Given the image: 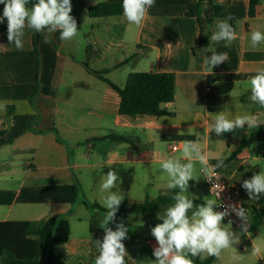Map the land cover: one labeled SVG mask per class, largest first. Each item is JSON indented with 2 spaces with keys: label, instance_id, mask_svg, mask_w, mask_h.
Segmentation results:
<instances>
[{
  "label": "crops",
  "instance_id": "crops-1",
  "mask_svg": "<svg viewBox=\"0 0 264 264\" xmlns=\"http://www.w3.org/2000/svg\"><path fill=\"white\" fill-rule=\"evenodd\" d=\"M198 2L155 0L138 27L124 17L123 0H72L78 37L62 41L57 31L50 34L51 43H44L47 33H39L36 52L33 30L25 29L22 51L9 44L7 28L0 32V104L6 107L0 110V221L53 216L68 220L67 241L53 246L61 253L59 264H95L96 240H102L105 233L99 228L104 215L94 204L100 206L98 202L107 195L100 186L109 170L120 176L119 187L111 191H119L122 202L128 204L172 195L173 190L166 187L169 177L161 169L171 144L179 147L173 159L187 163L183 142H198L208 160L214 164L223 160L220 168L240 186L264 171V129L234 153L257 128L246 125L217 136L209 127L220 112L228 119L264 114V108L249 99L251 77L264 69V44L255 50L251 47V33L264 32V0H258L252 15L249 0H211L210 37L205 47L199 46ZM98 3H119L122 12L90 17L88 9ZM3 7L0 4V15ZM229 16L237 39L225 47L211 37L217 23ZM76 44L88 50L94 49L91 45L101 46L96 60L109 61L108 67L84 65L75 57ZM213 53H227L228 59L210 73L205 62ZM138 71L173 75V101L162 104L172 115L120 114L119 94L94 73L103 72L121 88L127 75ZM207 86L213 89L206 91ZM81 141L88 144L83 153L79 152ZM194 163L205 187L201 165ZM134 183L142 188L149 184L159 193L140 199L132 190ZM188 193L194 205L204 203L190 189ZM240 200L250 212L259 207L258 199H250L242 186ZM173 203L170 199L151 213L116 215L118 221L109 227L115 230L117 223H124L129 229L123 241L128 264H153L157 243L151 228L162 223L158 214ZM213 264H264V221L255 231L241 234L240 242L219 258L214 256Z\"/></svg>",
  "mask_w": 264,
  "mask_h": 264
},
{
  "label": "clouds",
  "instance_id": "clouds-1",
  "mask_svg": "<svg viewBox=\"0 0 264 264\" xmlns=\"http://www.w3.org/2000/svg\"><path fill=\"white\" fill-rule=\"evenodd\" d=\"M31 0H0L4 5L0 15V24L7 20V39L9 44H14L18 50H23V37L25 29H31L36 33H47L44 43H51V33L59 32L62 41H72L79 35L77 21L71 15L72 0H37L28 7ZM155 5V0H123V14L127 22L141 26L148 16L149 9ZM233 19L229 16L226 20L217 23V31L211 39L214 42H224L225 47L231 46L237 39V33L228 22ZM264 44V32L253 31L251 33V47L258 49ZM228 59L227 53H213L206 59V66L212 70ZM250 101L264 108V69H259L257 74L250 80ZM0 110H6L5 105L0 104ZM261 115H244L235 119H228L222 112L209 127L217 136L224 133H233L235 129L258 128L264 125ZM183 156L188 159L182 163L180 159L169 158L165 160L161 169L169 177L168 190L175 191L172 199L174 203L167 207L163 214L157 218L162 223L151 228L157 246L153 249L155 260L153 264H194L192 258L207 256L220 257L221 253L240 242V235L247 234L249 228L250 211L237 204L220 205L217 199L204 198V203L194 205V197L188 193L190 181H197L195 163L201 165L204 179L212 182L211 193L215 191L216 197L220 198L223 186L214 184L217 178L216 169L223 166L220 159L215 165L209 164L207 155L203 152L200 144L194 141L183 142ZM106 179L101 184V190L107 193L103 197V204L107 209L106 215L101 219L99 228L104 230L102 240L97 239L99 255L95 258V264H128L125 259L128 256L124 240L128 239L129 229L124 223H117L115 230L109 225L115 222L116 213L119 210L123 195L117 191L120 176L109 170ZM242 188L250 199H259L264 196V171L258 172L250 179L242 182ZM222 206L223 211L215 210ZM234 213L239 220L240 232H234L231 228L233 223L229 220L225 226L222 222L230 214Z\"/></svg>",
  "mask_w": 264,
  "mask_h": 264
},
{
  "label": "trees",
  "instance_id": "trees-1",
  "mask_svg": "<svg viewBox=\"0 0 264 264\" xmlns=\"http://www.w3.org/2000/svg\"><path fill=\"white\" fill-rule=\"evenodd\" d=\"M37 0H31L28 5L31 8ZM258 0H249L248 12L254 13ZM197 20L199 24V46L205 47L209 43L211 24V0H199L197 3ZM122 7L119 3H98L88 9L90 17H106L119 15ZM7 28V20L0 24V32ZM39 42V33L34 31L32 37L33 49L36 52ZM134 55L130 58L132 59ZM100 79L113 88L120 97L118 112L127 116L152 115L170 116L162 104L173 101V75L169 72H130L123 87H117L102 74L94 72ZM264 125L258 127L249 138L242 140L234 153L257 137ZM112 137V136H111ZM117 141L131 143L125 137L114 138ZM234 154H232L233 156ZM178 191V190H175ZM170 197H158L154 200H145L138 204L121 203L117 214L122 212H147L151 213L161 204L172 199ZM194 203H196L194 201ZM259 207L250 212L252 218L251 231L259 228L264 221V198L258 199ZM101 211L107 209L94 204ZM69 222L65 218L53 216L39 221H0V264H59L61 253L53 249L54 245L65 243L69 237ZM194 264H213L214 256L206 258H192Z\"/></svg>",
  "mask_w": 264,
  "mask_h": 264
},
{
  "label": "rangeland",
  "instance_id": "rangeland-1",
  "mask_svg": "<svg viewBox=\"0 0 264 264\" xmlns=\"http://www.w3.org/2000/svg\"><path fill=\"white\" fill-rule=\"evenodd\" d=\"M91 46L94 49L88 50V47L86 48V46L82 45V44L74 45L75 57L77 59H82L84 62V65H88L92 69H104V68L108 67L109 61H105V60L97 61L96 60L97 57L101 55V46H99V45H91ZM91 143L95 144V142H93V141H91ZM87 145L88 144L86 142L81 141L79 143V152L83 153L84 151H86V149L88 148ZM176 154H177V152L175 153V155ZM189 189H190V191H192V193H194V194L191 193L192 195H196L201 200H204L205 197L211 198L210 195L208 194V192L206 191L201 178L197 181H194L192 183V185H190ZM132 190L138 192L137 195H138V197H140V199H143L146 194L148 195V197H155L159 193V192H157L156 189L149 186V184L145 185L144 188H142L141 185L134 183ZM98 203H99L100 207L106 209L103 202H98ZM99 214H102L105 216L106 212H101L99 210ZM117 221H118V219H115L114 223H116ZM222 223L226 224L224 221Z\"/></svg>",
  "mask_w": 264,
  "mask_h": 264
},
{
  "label": "built area",
  "instance_id": "built-area-1",
  "mask_svg": "<svg viewBox=\"0 0 264 264\" xmlns=\"http://www.w3.org/2000/svg\"><path fill=\"white\" fill-rule=\"evenodd\" d=\"M213 88L212 86H207L206 91H211ZM179 147L176 144H171L166 150V158H174L175 153L178 151ZM209 164L215 165L212 161L209 160ZM217 172V178L213 179V183H219L220 185L223 186V191L220 193V198L218 199L215 195V191L211 193V188H212V182L204 179L205 187L208 190L209 194L213 199H217V203L220 205H228V204H237L238 206L244 207L247 209L244 204L240 200V193H241V186L237 184L236 182H233L229 179V177L226 175V173L221 169H216ZM202 173V172H201ZM203 175V173H202ZM204 178V176H203ZM217 211H223L224 208L222 206L216 207ZM229 220H231L233 223L231 224L232 226L238 228L240 230V224L241 221L239 218L234 214H230L228 217L224 219V222L228 223ZM251 227H252V218L250 214V220H249V228H248V233L251 232ZM245 234V235H247Z\"/></svg>",
  "mask_w": 264,
  "mask_h": 264
}]
</instances>
